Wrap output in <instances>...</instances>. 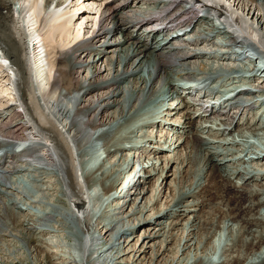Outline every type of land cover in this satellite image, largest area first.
<instances>
[{
	"label": "bare ground",
	"instance_id": "1",
	"mask_svg": "<svg viewBox=\"0 0 264 264\" xmlns=\"http://www.w3.org/2000/svg\"><path fill=\"white\" fill-rule=\"evenodd\" d=\"M41 1L42 0H0V86L2 87L1 83L7 77V80L9 79L13 82V85L14 80L16 81L15 87L13 88H16L17 92L20 94V102L22 103V105H19L18 108H25L28 113L27 116L32 118H29L30 123L32 124L35 122L37 127L34 128H40L39 131L44 136L45 143H40L38 147L46 154L44 158H38L36 145V148L33 147V141L31 142V139L27 137V134H24L31 130V126L29 125L30 123L26 120V118H23L17 112V106H13L11 103V105H7L8 107L6 105H0V110L5 108V112L0 113V144L2 145L0 149V187L12 191L14 189V185L8 180V177L6 176L7 174H10L15 170H17V172H21L23 167L27 168L29 166H34V163L39 164L34 167H39L41 165L47 166L49 161L56 167L55 169L58 170L60 167L59 172L62 174L60 175L61 178H65L64 180H66L68 187H71L74 191L77 186L76 181L78 180V177L76 176V172L78 170L75 171L73 165L74 162L71 160L74 157L71 155V148L69 149V147L67 148V146L65 147L63 145V142L67 144V141L65 140L70 139L71 143L75 144L74 146L77 148V151L81 150L84 146L90 147V150L93 151L91 148L95 147L93 146L95 143L94 141L106 140L113 132V128L115 129L118 124L124 121L131 111H138V106H143L144 103L151 100L150 98L154 99L157 96H160L159 98H161L162 104L164 103V110L171 113V110H174L176 106L174 107V104H167L165 102L167 100L170 102L171 100H174V94V98H180V102H178L177 99L174 100L178 102L176 104L179 105L182 101L184 105L183 107L186 109V111H184L185 114H183L185 117L183 123L187 129L184 131L187 132L188 130V132H191L190 127L195 130V132L191 133L189 138H184L178 146L184 150V153L185 150L188 148L190 149V152L186 157L188 165L190 166L189 168L196 167L197 171L195 172L198 174H196L197 177H204L205 180L203 182H207L205 185L203 184L204 186L202 187L199 184L196 185L197 181L195 183L191 182L188 189L184 190V192L182 191L183 193L181 198L175 201L173 199L170 200V205L164 211H160L161 214L157 216L159 221H162L157 223V226L159 227L158 229H155V227H151L150 225L143 228L145 232L142 236L144 237V243H147V248H145V250L147 249L148 252L143 250V252L139 255L138 258L140 260V264H199L201 262V260L200 262L198 261L199 257L197 255L199 242L203 239L206 241L211 240L215 236L214 232L216 230H221V227H225L226 230H230V225L228 223L225 224L223 221V219L226 220V218H229L231 222H237L239 224L238 227L240 237L238 243L227 247L225 250L224 260H222V262L220 261L221 263H216L247 264L246 262H248V264H253L251 262L252 257L250 255L251 253H254L252 256H255L256 258H263V260L260 261V264H264V245L256 246L258 242H256V240H261L263 237L262 233H260L258 229H261L262 225H264V220L262 221V218L259 217L261 215L260 211H257L256 208H259V206L262 208L264 207V204L258 203V198L256 201L257 203H255V197L264 194L262 193L263 185L261 186V184H259L264 182V175H262L261 171H259V169L262 170L263 168L262 171L264 172V159L260 157V153L258 154L253 151L254 153L251 152V154L257 158L256 164L244 167L241 161L238 164L236 163L241 166V168L238 169L236 166V168L234 167V171L231 172L233 168H231L232 166L230 165L234 163H229L233 160V156L230 153L227 155V150L225 154L219 152V146L214 148L211 146L213 150L209 149V151L206 148L209 144V140L203 139L201 136L205 133L214 138L225 136V138L221 139L224 141L228 138L226 136H230V141L228 142L238 144L233 140L235 131H239L238 135H240V132L244 133V131L235 130V128H237L239 124H245L244 122L247 118L240 123V120L234 121L235 115H242L243 118V115L250 112L249 109L251 110L257 105V103H260L253 101L247 104V102L242 100L241 96H245L244 94L263 96V94L257 90L239 92L235 88L236 85H234V90L229 89V93L222 92L221 90L220 94H223L220 95L218 91L214 92L215 90L211 89V84L208 82L211 80V77L205 78L197 85H194L198 89L189 87L186 88L182 86L176 87L174 84H171L173 82V76L177 75L182 77L193 75V73H190L193 69L191 65L194 67L197 64L198 66L201 65V63L208 65V63H206L208 60L204 61V59H215L217 65L224 68L221 70L230 73V76H232L233 69L239 67L236 63L238 62L237 56L223 54H218L216 56L215 54L213 55L204 52L185 53L179 49H172L175 45L174 40L169 42L165 38L166 34L164 35L163 32H155L151 30V27H148V25L151 24L150 21H154L156 18L161 17L165 20V23H167L168 26L174 24L181 25V29L183 28L184 31L190 29L192 33L195 32L192 36H194L197 41L190 44L193 48L201 49L200 47H202L203 43L206 45L211 43L208 34L196 28V25L198 24V17H196L197 12L187 11L186 14H184L182 13L183 8L172 5V0H130L129 3L126 1L123 5H120V3L125 0H119L117 2L115 0L117 3L115 4V7L107 4L101 9V12L100 9H98V13H100L95 17L88 16L91 14L89 11L78 15L79 12L77 8H74L72 10L74 12L71 13L72 11H70L71 15L68 17L66 16L69 23H71L73 17L75 18L74 13H76V20L82 19L85 24L89 22L90 27H95V30L93 29L94 31H91L92 33L88 35V26L87 31H83L84 33L81 35V39L71 45L72 48L69 47V50H66V53H62L59 52V48L56 45L59 42L61 43L65 41L66 37L69 36L68 33H70V30L69 28L67 29V26H65L66 22H61L62 19H60L59 16V9L55 10L58 14L52 11L45 12L43 8L39 9L38 5ZM88 1L95 2V0H87V2ZM194 1L197 7H202V9L205 10V13L210 14V16L214 17L219 22L227 23L229 27L233 28L238 35L244 37L245 45L254 48L261 54L262 57H264V0H205L207 4H204V2L199 0ZM71 2L74 1L71 0L70 3ZM75 2L77 3V1ZM82 2H84V0ZM65 3L59 1L57 6L62 7ZM140 5H144L146 9L150 8V12H145L146 9ZM186 5L187 3L185 6ZM73 6L75 5L73 4ZM144 14L145 16H143ZM24 22L27 24L25 25L26 29L23 25ZM41 23L43 24L42 27L44 29L46 28L45 34L48 31V35L45 38H43L44 36H40ZM77 24V21L76 24H72L73 27L71 28L73 32L75 31L74 27H76ZM84 26L86 27V25ZM78 27L79 30L83 28L82 22L78 24ZM105 27L106 29H104ZM91 28H89V31ZM26 30L28 32H35L36 30L33 42L35 43V47H37L36 51L31 54L29 52V47H26L27 44L24 41ZM187 34H189V32H187ZM187 34H184V36H187ZM86 38L88 39L86 40ZM84 39L87 42H84L75 48L73 47ZM101 40L104 43L103 45L98 46V43H100ZM52 41L57 44L55 45ZM50 46L51 49H55L58 54V58L56 59L57 66L55 70V72H57V76H55L52 81V88L48 94L49 98L47 97V101L44 102L47 103L46 108H48L51 112V116H54L56 119L53 122L47 119L48 116H44L45 111H43L40 106V104L43 105V103H38V97H36L37 91L35 90L37 87H40L39 91L41 93L39 92V94H47L46 92L44 93V86L41 87L38 84H43V80L47 78L46 72L43 71V65L46 57H43L42 53H45ZM35 47H32V49ZM241 47H244V45H241ZM203 50L206 51L208 49L203 47ZM6 58L9 60L6 61ZM28 62H31L32 69L27 67ZM99 63L100 67L103 65L104 70H101V68L97 66ZM199 68L201 71L205 69V67ZM204 71L207 72L208 68ZM263 71L264 65L261 72ZM29 72L33 73L34 79L38 76L39 82L36 86H34V79ZM103 72H107V76L104 78L101 77ZM79 77L81 79H79ZM82 78H84V80ZM233 79H231L232 82ZM192 81L195 82L196 80L193 78ZM166 87L167 90L164 91ZM252 87L251 89H253ZM262 87H264V82L261 84V88ZM177 92L184 93L188 96V98L193 97L195 93L199 94V96L198 99L189 98V100H187L179 96ZM231 94L233 98H227L230 97ZM237 96L242 102L237 103L238 101L234 100ZM247 98L250 97L247 96ZM1 99H4L3 95L1 96ZM244 100L247 101L249 99ZM190 101H193L194 103ZM201 103H204V106H201ZM53 106H55V108L52 109ZM194 106H197L199 109L197 113L195 110L192 111L193 109L187 111V109L190 107L194 108ZM168 109H170V111ZM231 114H233V117ZM252 116L254 117V114H252ZM262 116H264V112L257 116V122L260 121ZM196 118L202 120L203 122H207V120L210 119H217L226 126H224L225 128L219 132L214 133L210 127L206 126V123L205 125H194L196 123H193V120ZM232 121L233 123L231 124ZM229 124L231 125L229 126ZM259 124L263 125L264 121H260ZM147 128H160L162 130L167 128L170 131L173 130L171 124H166L165 122L162 123L160 121L149 122ZM250 129H252V133H255L257 128L251 127ZM162 130L160 131L162 132ZM245 130L248 131L249 129L247 128ZM165 133L169 134L167 132ZM33 136H35V133ZM147 137L149 138V136ZM27 142L32 147H29ZM245 142L246 141H244V143ZM48 144L52 147V149L55 147L58 153V159L55 157L56 153L53 154V152L50 153L51 155L49 154V151L51 150H49L48 147L50 146ZM13 147L20 149L24 148L23 151L26 152L22 155H15L16 153L14 152ZM193 149L198 153L203 150L204 154L202 155L204 159L201 160L200 158H196L194 155L196 152L192 151ZM154 152V155H160L161 151L159 152L157 149ZM221 153L223 154V158L220 159L218 158V155H221ZM68 155L70 158L69 160L67 159ZM236 158L234 161L238 162ZM67 162H70L69 167ZM134 163H132V165ZM177 169L179 170V167H177ZM136 174L137 171L133 174V179L136 177ZM230 174H236L237 182H232V180H230L231 178H228V175ZM72 175H74V177H72ZM41 176L42 175L40 173V177ZM123 179L124 178H122V180ZM133 179L131 180V184L127 185L130 187H126V196L123 197L124 195H122L118 198V202H120V204L117 203L118 207L115 209L117 211L114 214L116 217H112L113 219H110V222L107 223V225H103L104 231L102 233L99 232L100 236L102 234L101 237L104 243L102 242V245L98 242L97 245H102L101 249L105 248L108 251L106 253L104 264H118V262L121 264H135L134 259L128 258L126 261L127 263H123V260L118 258L119 256L120 258L131 257L134 250L136 253L140 252V250L138 251L137 249L143 244L142 241L137 249L135 247L133 249L129 248L134 239L137 237L135 236L136 230L150 220L148 217L145 218L144 216L148 215L147 208L150 207L148 204L152 201V198L146 200L149 189L140 187V182L137 184V180L135 181V179ZM201 179L202 178H200V180ZM78 183L79 188L80 180ZM119 184H122V181ZM77 189L75 190L76 192ZM112 190H116V188ZM76 192L74 193V199L72 198L69 202V207H74L73 213L75 212V220L73 219L72 221L74 223H78L79 219L81 222V219L87 210L86 204L89 197V194L87 193L86 195L80 197L79 194L81 195L82 193L83 195L84 193L79 192L76 194ZM207 194L208 198L205 200L206 206L207 202H215V205L211 204L212 206L206 213L208 218H205V214L204 216L198 215V212H200L201 208L204 206V201H200L198 203V200L200 197L206 196ZM118 196H120V194ZM262 196L264 197V195ZM192 197L194 198V200L190 202L192 205H188L187 199ZM253 198L255 199L253 200L254 202L252 201ZM1 204L0 240L2 237L7 236V228H18L21 225L14 211H11L10 209H8V211L3 210ZM197 205L199 207L198 210L191 209ZM128 208L130 209L128 210ZM186 209H191L192 212H197L193 214L192 220L187 222V240L183 244H181V240H179L173 245V248H169L168 246L170 243L174 241L173 238L170 239L171 230L177 231L178 225H181V221H183L182 219L178 222L177 219L179 217H184ZM70 210L71 208H69V213H71ZM71 214L69 215L72 216ZM215 214H217L216 216L219 215L220 219L216 218ZM124 216L126 217L124 218ZM175 219L176 222H174ZM41 221L42 220H40V222ZM80 222L78 223V226H80L79 228L82 233H84L89 226L83 221L81 224ZM87 222L89 223L88 220ZM26 225L29 232L34 231L35 228H37L31 223H26ZM146 228L147 230H145ZM182 230H184V228H182ZM99 235L95 237L97 238ZM124 237L125 240L122 241ZM97 239L95 242L98 241ZM156 240H159L158 243H156ZM138 241L139 239H137L136 243L133 244H137ZM120 246L123 252L119 251ZM94 249L96 248H93V250ZM167 251L170 255L166 254ZM149 252H151V254L147 257L146 255H148ZM205 255L209 256L208 254ZM88 260L89 258L87 261ZM93 261L94 262L91 263L90 260V263L95 264L96 261Z\"/></svg>",
	"mask_w": 264,
	"mask_h": 264
},
{
	"label": "rangeland",
	"instance_id": "2",
	"mask_svg": "<svg viewBox=\"0 0 264 264\" xmlns=\"http://www.w3.org/2000/svg\"><path fill=\"white\" fill-rule=\"evenodd\" d=\"M61 1L64 3L66 2L67 6H65V9L63 10H60V9L58 10L60 11L59 16H60V19H62L61 21L62 23L66 22L65 26H67V29L69 28L70 33H68L69 36L66 37L65 41L61 43L59 42L58 44L52 41V43H54L55 45L57 44L56 46H58L59 52L66 53V50L68 51L71 45L76 43L77 40L81 39V35H83L84 33L83 31H87L88 26L89 28H91L89 25V22L85 24L83 23L82 19L80 20L75 19L78 24L82 22L83 28L79 30L78 28L80 26L78 27V24H77V26L75 25L76 26L74 27L75 31L73 32L71 27H73L72 24L74 23L76 24V21H74V17H73L71 23H69L67 17L71 15L70 11H72L74 8H77L78 12L82 10L81 14H84L89 11L91 12V14L88 16L95 17V16H98V14L102 11L101 9L105 5L108 4L110 6L112 5V7H115L116 6L115 4H117L116 2L119 0H116V2L115 0H112V1L111 0L110 1L109 0H95V2H89V1L87 2V0H84V2H82L83 0H73L74 2H71V3H70L71 0H61ZM75 1H77V3ZM73 4L75 6H73ZM141 7H144V5H142ZM98 9H100L99 13H98ZM148 11L150 12V8L145 10V12H148ZM73 12L74 11H72L71 13ZM74 15L76 17V13H74ZM143 16H145V14ZM197 22L198 24L196 25L197 26L196 28L208 34L211 40V44H212V41L214 40L217 41V40L224 39L223 33L219 29L215 28L214 22H212L210 18L203 17L199 19ZM84 25H86V27ZM42 26L43 24L41 23L40 32L42 35L40 34V36L42 37L44 36L43 38H45L48 35V31L45 34L46 28L44 29ZM106 27L104 29H106ZM89 28H88V32H89L88 35H90L95 30V27H92L90 31H89ZM103 43L104 42H102L101 40V42L98 43L99 44L98 46L103 45ZM45 53H46L45 55L46 57L45 59L46 69L45 70L46 71L45 72H46L47 78L43 80L42 86H44L43 88H46V87L49 88L50 87L49 81L53 75V70L55 72V68L57 66L56 59L58 58L57 57L58 54L56 53L55 49H51V46L49 47V49L46 50ZM259 56L260 58H263L264 60V57H262L260 53H259ZM205 60L206 61L208 60L206 62L208 63V65L201 63V65L198 66V64L196 65L195 63L196 68L191 65L193 69L190 71V73H195L197 74V76L205 75L206 77L209 76L208 78L211 77V80L208 81L211 84V89L215 90L214 92L218 91L219 94L221 93L220 92L221 90L222 92H225V93H229V89L234 90L235 82H232L231 80L233 79L234 76L232 77L230 76L231 75L230 73L222 71L221 69H224V68L219 67L215 59H204V61ZM97 66L100 67V63ZM199 67H202V68L205 67V69L208 68V71H207L208 73L204 71L205 69L201 71ZM100 68L101 70H104L103 65H101ZM225 69H228V68H225ZM250 69H252V66H249L248 70L251 71ZM84 75L83 77L85 78ZM101 75H102L101 77L104 78L105 76H107V72H103ZM184 77L185 76H182V77L177 76V75L173 76V79H172L173 82L171 84L175 85L176 82L181 81ZM7 78H5L1 83L3 88L0 86V105H3V106L4 105L9 106L11 105L10 103L13 100L15 101V98H12V97H15L14 96L15 90L12 86V82L9 79L7 80ZM84 78L82 79L84 80ZM79 79L81 78L79 77ZM238 81H240L239 84L243 86H249V85L251 86L253 84V82L250 80L249 77L246 78L245 81L243 80V78H239ZM35 90L37 91V89ZM166 90H167V87L165 88L164 91ZM49 92L50 90L46 92L47 93L46 95L43 94L44 96L42 94H39V95L37 94L36 97H38L37 98L38 103L39 102L43 103V105L40 104V106L42 107L43 111H45L44 116L45 117L48 116L47 119L53 122L56 119L54 116H51L52 115L51 112L48 110V108H46L47 103L44 102V101H47V97L49 98L48 96ZM2 95L4 96V99H1ZM244 95H245L244 99H249L245 101L247 102V104L253 101H257L260 103H257V105L254 106L251 110L249 109L250 112L248 113L250 114L246 113L245 115H243L244 116L243 118H242V115L241 116H239V114L235 115L234 121L240 120V123H242V121L245 118H247L246 121L244 122L245 124L243 125L239 124V126L235 128V130L244 131V133L240 132V135H238L239 131H235L233 140L234 142H237L238 144L229 143L228 141H230V136H226L228 138H226L227 140L224 141L221 139L225 138V136H221L220 138H214L209 134L207 135V133L203 134L204 136L201 135L203 139L209 140V144L207 146L205 145L208 150L209 149L213 150L214 147L219 146L218 148V151L220 149L219 152H222L223 154H225L227 150L226 154L228 155L230 153L233 156V157L231 156L233 160H231L229 163V164L234 163L230 165L232 166L231 168H233L231 172L234 171L236 166L238 169L241 168V166L237 165L241 161L244 167H248L247 165L253 166L254 164H256L257 161L256 162L254 161L253 163L252 162L248 163L247 161V159L251 158V156L254 157V155L251 154V152L254 153L253 151H255L258 154L260 153V157L264 159V156H263L264 155V124L263 125L259 124L260 121L257 122V116H259L260 114L264 112V102H263L264 95L263 96L262 95L261 96L247 95V94H244ZM174 96L175 95L173 94V99L174 100L177 99V101L180 102V98H177V97L174 98ZM247 96L250 98H247ZM159 97L157 96L154 99L150 98L151 100L144 103L143 106H138L137 108L139 109L138 111H131L128 114V116L125 118L127 120L124 119V121L118 124L115 127V129L113 128V132L109 135V137H107L106 140L94 141L95 145L93 143L92 144L95 147L91 148L93 149V151L90 150V147H86V146L84 147L82 146L83 148L77 151V148L74 146L75 144L71 143L70 139L65 140L67 141L66 142L67 144L70 142L68 145L63 142V145L65 147L67 146V148L68 147L69 149L71 148L70 149L72 152L71 155L72 157L74 156L71 160L74 162L73 164L74 168L78 170L77 171L78 174L76 175L78 177V180L75 177V179L77 180L76 189L78 188L79 180H80V186L77 189V192L75 191L76 189L73 191L71 187L70 188L68 187V184H66L67 183L66 180H64L65 178H61L60 175L62 174H60L61 172H59L60 167L58 168V170L55 169L56 167L49 161H48L47 166L41 165L39 167L38 166L34 167L36 165H39V164L34 163V166H29L27 168L23 167L21 169V172L20 171L17 172V170H15L12 173H10L11 175L10 174L6 175L8 177V180L14 185L13 188L15 190L13 189L12 191L11 190L9 191L7 189L0 187V196H1L0 204L2 203L1 206L3 210L8 211V209H10L11 211H14L21 225L18 228H13V227H10V229L7 228V231H6L7 236L2 237L3 239L1 238L0 240V264H77V263L80 264V262L81 264H88V263L91 264L92 262H94L93 260L96 261L95 264H101V263L104 264L106 253L108 251L105 248L101 249V246L103 245L104 242L101 237L102 234L100 236L99 232L102 233L104 231L103 225H107V223L110 222V219L112 220L114 217H116L114 215L117 212L115 209L118 207L117 203L120 204V202H118V198H120L122 195H124L123 197L126 196V189L130 187V186L128 187L127 185L131 184V180L133 179V176H134L133 174L136 171H137V174H136V177L134 178L135 181L137 180L136 183L138 184L140 182L139 183L140 187L149 189L146 200L152 198V201H150V203L148 204L150 207L147 208L148 215L144 216L145 218L148 217L150 220L148 219L149 222L147 221V223H145L143 226H140L136 230L135 236L137 237L134 239L133 243H136L137 239H139V241L135 245L132 243V245L129 247L130 249H133L134 247L137 249V247L143 241L142 246L137 249L138 251L140 250V252L136 253L134 250L131 257L120 258L119 256L118 259H122L123 263H127L126 261L128 260V258H130V259L135 260V264H140V260L138 257L143 252V250L147 248V243L146 242L144 243V237L142 236L144 235V232H145L143 228L150 225L151 227H155V229H158L159 227L157 226V223L162 222V221H159L157 216L161 214L160 211L161 212L164 211L170 205L169 204L170 200L173 199L175 201L181 198L182 193L184 192V190L188 189V187L191 185V182L195 183L197 181L196 185L199 184L201 187L204 186L207 182V181L203 182L205 180L204 177L199 176L200 178H202L201 179L202 181L200 180L199 177H197L198 174L197 172H195L197 171L196 167L189 168L190 166L188 165V161L186 157H187V154L190 152V149L188 148L187 150H185V153H184V150L178 146L179 143H181L184 138H189L191 133L195 132V130L192 129L191 127H190L191 132H188V130L187 132L184 131L187 128L185 124L183 123V121L185 120V117L183 114H185L184 111H186V109L183 107L184 106L183 102L181 101V103L177 105L176 104L178 103L177 101L171 100L170 102L167 100L165 103L167 104L172 103L174 104V107L176 106L175 109L171 110V113H169L164 110L165 109L164 103L162 104L161 98ZM231 97H232V94L230 97H227V98H231ZM190 102L194 103L193 101H190ZM204 103L203 104L201 103V106H204ZM13 106H16V105H13ZM53 108H55V106H53L52 109ZM4 109L0 110V113H4L5 112ZM17 110H18L17 112L23 118H26L27 121L32 119L29 116H27L28 113L25 108L19 109L17 106ZM20 110H22L21 113L19 112ZM147 110L149 113L147 112ZM168 110L170 111V109ZM189 110H192V111L195 110L196 113L199 111L197 106H194V108L190 107L189 109H187V111ZM255 113L257 114V116ZM252 114H254V117L252 116ZM231 115L233 117V114ZM263 118L264 116H262L260 120L264 121ZM156 120L162 123L165 122L166 124H171L173 130L170 131L167 128L165 130H162L160 128L158 129L147 128V125L149 124V122L150 123L157 122ZM201 121L202 120H199L196 118L193 120V123H196L194 124L196 126L201 125V124L205 125L206 123V126L210 127L214 131V133L219 132L220 130L225 128L224 126H226L217 119H214V120L210 119V120H207V122L202 121L203 123ZM232 123L233 121L231 122V124ZM32 124L31 123L29 124L31 126V130H29V132L27 131L24 134L25 135L27 134V137L31 139V142L33 141L32 142L34 144V145L32 144L33 147H35L36 145L37 148L36 147L35 148L37 149L38 158H44L46 154L44 153V151H42V149L38 147L40 143L41 144L45 143L44 136L40 133L39 127L38 129L34 128V127H37L35 125V122H33ZM231 124H229V126ZM249 126L250 128L251 127L257 128L256 132L252 133L251 132L252 129H250ZM247 128L249 129L248 131L245 130ZM160 130H162V132ZM165 132L169 134H166ZM34 133H35V136H33ZM164 133L167 136V138L164 135ZM147 136H149V138ZM11 141H14V140H11ZM244 141L246 142L244 143ZM209 145H210V148H209ZM50 147H48L49 150H51L49 151V154L54 152L53 154L56 153L55 157H57L58 153L55 147L53 149L52 147L51 148ZM157 149L159 152L161 151L160 155H154L155 154L154 151ZM192 151H194V149ZM194 152L198 154V155L196 153L194 154L196 158L198 159L200 158L201 160L204 159L202 155L204 154L203 150L199 151V153L197 151H194ZM222 153L221 155H218V158L220 159L223 158ZM235 158L238 162L234 161ZM51 159H52V156H51ZM67 159L68 160L70 159L69 155ZM244 161H245V164H244ZM70 162H67L68 167H69ZM132 163L134 164L132 165ZM177 167H179V170L177 169ZM262 170L259 169V171H261V174L264 175V172ZM40 173L42 175L41 177H40ZM72 177H74V175H72ZM122 178L124 179L122 180ZM196 178L197 179L199 178L198 179L199 181ZM228 178H231L230 180H232V182H237L236 174L234 175L230 174L228 175ZM121 181H122V184H119ZM259 184H261V186L263 185L264 187V182H261ZM263 187H262V193H264ZM115 188L116 190H112ZM70 190L72 193L70 192ZM78 191L80 193L81 192L84 193L83 195L82 193L81 195L79 194L80 197L86 195V193L89 194L88 201L86 204L87 210H86L85 215L82 218L83 220L81 219V222L83 221L89 226L87 227L86 231L84 230L85 231L84 233H82L81 229L79 228L80 226H78L80 219L78 220L79 222L77 221L78 223L72 222L73 219L75 220V212L73 213L74 207L72 206L69 207L70 205L69 202L71 201L72 198L74 199V193L76 192V194H78L79 193ZM119 194L120 196H118ZM262 195L264 194H261L258 197L256 196L255 197L256 200L253 198L252 201L255 200V203L258 202V203L264 204V197ZM207 198H208V194L206 196L200 197L198 200V203L200 201H204L203 202L204 206L203 208H201L200 212H198V215L204 216L205 214V218H208L206 213L208 212L209 208L212 205H215V202H212V203L207 202V206H206L205 200H207ZM257 198H258V201H257ZM192 200H194L193 197L187 199V204L192 205L190 204ZM260 207L261 206H259V208ZM69 208H71L70 211L72 214L69 213ZM259 208L257 207L256 210L260 211L261 215L259 217L262 218V221H263L264 213H261V212L262 210H264V207L260 209ZM129 209L130 208H128V210ZM191 209L198 210L199 207L197 205L196 207L194 208L192 207ZM191 209L190 210L186 209L184 212V217H179L177 219L178 222H180L183 219V221H181V225H178L179 230L177 228V231L176 230H171L172 232L169 231L171 232L170 239L173 238L174 240L168 246L169 248H173L174 247L173 245L176 244L179 240H181V244H183L187 240V235H188V231L186 229L188 228L187 222L192 220L193 214L196 212V211L192 212ZM69 214H71L72 216H70ZM216 215L217 214H215V216ZM125 217L126 216H124V218ZM216 218L220 219L219 215L216 216ZM40 220L42 221L40 222ZM87 220L89 221V223L87 222ZM223 221L225 222V224L228 223L230 225V230L229 229L226 230L225 227L224 228L221 227V230H216L214 232L215 236L211 240L206 241L203 239L199 242V248H198L199 250L197 253L199 257L198 261L200 262L201 260L199 264H218L216 262H220V261L222 262V260H224L225 258V250L227 249V247L238 243V240L240 237L239 227H238L239 224L237 222H231L229 218H226V220L223 219ZM174 222H176V219L174 220ZM26 223L34 224V227H37V228H35L34 231L29 232L27 230ZM263 227L264 225H262L261 229L260 228L258 229V231L262 233L263 237L262 239L260 238L261 240H258V239L256 240V242L258 241L257 244L255 243L256 246L264 245V228ZM182 228H184V230H182ZM145 230H147V228ZM98 235L99 237L97 238H100V239H97L95 237ZM96 239L98 241L95 242ZM124 240H125V237L122 239V241ZM158 241L159 240H156V243H158ZM98 242L102 245H97ZM93 248H96V249L93 250ZM121 249L122 248L120 246L119 251H122ZM145 251L148 252L147 249ZM96 253L98 256L96 255ZM150 254L151 252H149L148 255L146 256L149 257ZM166 254H169L168 251L166 252ZM205 254H208L209 256H206ZM253 254L254 253H251L250 255L252 258L249 257L251 258V262L253 264L254 263L260 264L261 263L260 261L263 260V258H256L255 256H252ZM88 258L89 260L87 261ZM90 260H91V263H90ZM246 263L248 264V262ZM118 264H121V263L118 262Z\"/></svg>",
	"mask_w": 264,
	"mask_h": 264
},
{
	"label": "water",
	"instance_id": "3",
	"mask_svg": "<svg viewBox=\"0 0 264 264\" xmlns=\"http://www.w3.org/2000/svg\"><path fill=\"white\" fill-rule=\"evenodd\" d=\"M75 171H76V168H75ZM77 173V172H76Z\"/></svg>",
	"mask_w": 264,
	"mask_h": 264
}]
</instances>
